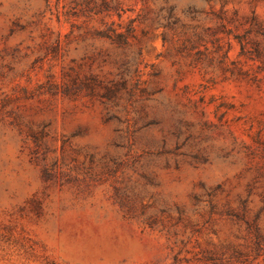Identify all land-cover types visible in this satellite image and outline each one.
Segmentation results:
<instances>
[{"label":"rangeland","instance_id":"rangeland-1","mask_svg":"<svg viewBox=\"0 0 264 264\" xmlns=\"http://www.w3.org/2000/svg\"><path fill=\"white\" fill-rule=\"evenodd\" d=\"M0 264H264V0H0Z\"/></svg>","mask_w":264,"mask_h":264},{"label":"trees","instance_id":"trees-1","mask_svg":"<svg viewBox=\"0 0 264 264\" xmlns=\"http://www.w3.org/2000/svg\"><path fill=\"white\" fill-rule=\"evenodd\" d=\"M104 4L107 7V3L104 2ZM96 35H98L99 37L107 38V39L111 40L112 42L118 43L120 45H123V44L127 43L126 34L118 33L116 30H113V29L97 31Z\"/></svg>","mask_w":264,"mask_h":264}]
</instances>
